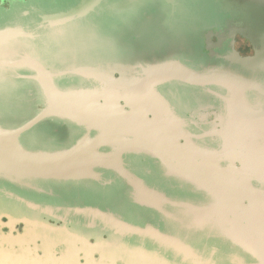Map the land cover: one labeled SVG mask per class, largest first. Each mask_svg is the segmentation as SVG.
<instances>
[{
	"label": "flooded vegetation",
	"instance_id": "af4514ba",
	"mask_svg": "<svg viewBox=\"0 0 264 264\" xmlns=\"http://www.w3.org/2000/svg\"><path fill=\"white\" fill-rule=\"evenodd\" d=\"M259 1L0 0V27L36 34L28 44L44 69L8 80L0 122L23 127L32 150L101 152L73 177H0V261L257 262L220 214L264 190ZM56 96L66 107L51 105Z\"/></svg>",
	"mask_w": 264,
	"mask_h": 264
},
{
	"label": "water",
	"instance_id": "95a60500",
	"mask_svg": "<svg viewBox=\"0 0 264 264\" xmlns=\"http://www.w3.org/2000/svg\"><path fill=\"white\" fill-rule=\"evenodd\" d=\"M257 2H260L257 0ZM238 7L244 9V0H238ZM258 9V7H257ZM72 11L47 14L44 20L53 21L66 17ZM235 28L246 33L249 31L248 24L244 20L235 21ZM28 37H32L30 40ZM36 34L26 32L20 25H6L0 27V90L6 89L7 82L12 76H19V70L28 67L43 74L44 69L38 60L36 45L28 42H35ZM30 48V49H29ZM183 71H188L182 68ZM189 72V71H188ZM221 76L227 75L231 79V72L228 70L218 72ZM191 74V72H190ZM35 77L36 74H35ZM199 78V75H195ZM236 81L235 90L241 86ZM240 87V88H239ZM52 97L51 105L59 108L66 107L64 101L66 96ZM6 96H1V105H4ZM21 126H9L0 122V177L19 183H25L37 178L54 177L64 178L76 176L90 168L94 160H90L91 154L101 153L96 149H90L79 142L70 149L45 151L32 150L27 148L21 141ZM94 164V163H93ZM197 186L200 177L190 178ZM206 187L207 184H205ZM254 200H250L251 207L246 209L225 210L220 215L229 222L226 213L232 214L235 225L231 226V234L235 241L250 251L257 262L254 264H264V190L252 195ZM241 213L243 215H241ZM240 219H244L240 221Z\"/></svg>",
	"mask_w": 264,
	"mask_h": 264
},
{
	"label": "bare ground",
	"instance_id": "6f19581e",
	"mask_svg": "<svg viewBox=\"0 0 264 264\" xmlns=\"http://www.w3.org/2000/svg\"><path fill=\"white\" fill-rule=\"evenodd\" d=\"M234 115H235V117H237V119L240 117L239 114H237V113L236 114L234 113ZM225 134L227 136H229L230 138L238 139L240 137L239 133L237 132V129H235L234 131H233V129H229V124L227 126V129H225Z\"/></svg>",
	"mask_w": 264,
	"mask_h": 264
},
{
	"label": "rangeland",
	"instance_id": "374dc122",
	"mask_svg": "<svg viewBox=\"0 0 264 264\" xmlns=\"http://www.w3.org/2000/svg\"><path fill=\"white\" fill-rule=\"evenodd\" d=\"M0 264H35V263H33V262H31V261H23V262H21L20 260L19 261H15V263H9V262H7V261H0Z\"/></svg>",
	"mask_w": 264,
	"mask_h": 264
}]
</instances>
